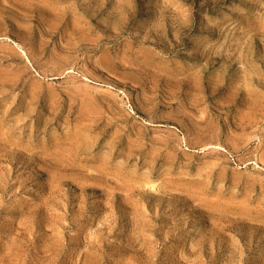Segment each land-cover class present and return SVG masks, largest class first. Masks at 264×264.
<instances>
[{
  "label": "rangeland",
  "instance_id": "rangeland-1",
  "mask_svg": "<svg viewBox=\"0 0 264 264\" xmlns=\"http://www.w3.org/2000/svg\"><path fill=\"white\" fill-rule=\"evenodd\" d=\"M0 264H264V0H0Z\"/></svg>",
  "mask_w": 264,
  "mask_h": 264
},
{
  "label": "bare ground",
  "instance_id": "bare-ground-1",
  "mask_svg": "<svg viewBox=\"0 0 264 264\" xmlns=\"http://www.w3.org/2000/svg\"><path fill=\"white\" fill-rule=\"evenodd\" d=\"M82 151V150H81Z\"/></svg>",
  "mask_w": 264,
  "mask_h": 264
}]
</instances>
